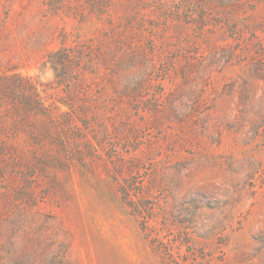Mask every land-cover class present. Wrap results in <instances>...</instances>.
<instances>
[{"label": "rangeland", "instance_id": "1", "mask_svg": "<svg viewBox=\"0 0 264 264\" xmlns=\"http://www.w3.org/2000/svg\"><path fill=\"white\" fill-rule=\"evenodd\" d=\"M0 264H264V0H0Z\"/></svg>", "mask_w": 264, "mask_h": 264}]
</instances>
